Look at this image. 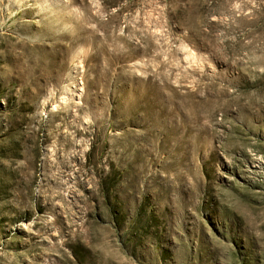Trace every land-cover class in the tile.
Instances as JSON below:
<instances>
[{
    "label": "rangeland",
    "instance_id": "obj_1",
    "mask_svg": "<svg viewBox=\"0 0 264 264\" xmlns=\"http://www.w3.org/2000/svg\"><path fill=\"white\" fill-rule=\"evenodd\" d=\"M0 264H264V0H0Z\"/></svg>",
    "mask_w": 264,
    "mask_h": 264
},
{
    "label": "bare ground",
    "instance_id": "obj_2",
    "mask_svg": "<svg viewBox=\"0 0 264 264\" xmlns=\"http://www.w3.org/2000/svg\"><path fill=\"white\" fill-rule=\"evenodd\" d=\"M165 104V103H164Z\"/></svg>",
    "mask_w": 264,
    "mask_h": 264
}]
</instances>
